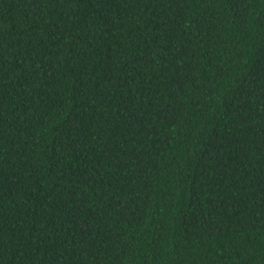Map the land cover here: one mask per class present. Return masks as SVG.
Returning a JSON list of instances; mask_svg holds the SVG:
<instances>
[{
  "label": "trees",
  "instance_id": "16d2710c",
  "mask_svg": "<svg viewBox=\"0 0 264 264\" xmlns=\"http://www.w3.org/2000/svg\"><path fill=\"white\" fill-rule=\"evenodd\" d=\"M0 264H264V0H0Z\"/></svg>",
  "mask_w": 264,
  "mask_h": 264
}]
</instances>
